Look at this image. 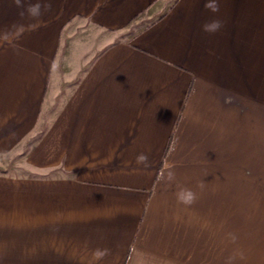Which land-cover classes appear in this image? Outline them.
<instances>
[{
	"label": "crops",
	"instance_id": "1",
	"mask_svg": "<svg viewBox=\"0 0 264 264\" xmlns=\"http://www.w3.org/2000/svg\"><path fill=\"white\" fill-rule=\"evenodd\" d=\"M40 2L0 0V264H206L261 184L264 0Z\"/></svg>",
	"mask_w": 264,
	"mask_h": 264
},
{
	"label": "rangeland",
	"instance_id": "2",
	"mask_svg": "<svg viewBox=\"0 0 264 264\" xmlns=\"http://www.w3.org/2000/svg\"><path fill=\"white\" fill-rule=\"evenodd\" d=\"M40 125L41 129L45 125L43 112ZM27 145L28 142L22 149ZM0 171L18 170L6 167ZM245 196V201L229 202V216L223 218V232L218 234L220 238L217 241H221V247L213 249L212 259H208L206 264H264V169L261 184L251 186L250 194Z\"/></svg>",
	"mask_w": 264,
	"mask_h": 264
},
{
	"label": "clouds",
	"instance_id": "3",
	"mask_svg": "<svg viewBox=\"0 0 264 264\" xmlns=\"http://www.w3.org/2000/svg\"><path fill=\"white\" fill-rule=\"evenodd\" d=\"M15 5L21 9L19 15L21 18L26 15L31 18L38 20L39 17L43 14L42 9L44 11H48L51 9L50 3H41L40 0H37L36 3H26V0H14ZM205 9L210 11L211 13H218L220 10L218 0H206L204 5ZM38 25H31L32 28L37 27ZM223 27V22L219 19H212L210 21L205 22L201 28L202 31L212 34L218 32ZM12 29L15 31L17 36L22 35L26 30L25 25L22 24H14L12 25ZM136 163L138 165H143L144 167L149 166L148 156L145 153H140L136 156ZM167 181L173 182L175 180V173L169 171L166 177ZM175 197L177 203L190 206L192 205L196 199L197 194L191 188L178 186L177 191L175 192ZM109 254V250L106 248H96L93 250L91 256L92 259L89 261V264H99L101 260L104 259L105 256Z\"/></svg>",
	"mask_w": 264,
	"mask_h": 264
}]
</instances>
